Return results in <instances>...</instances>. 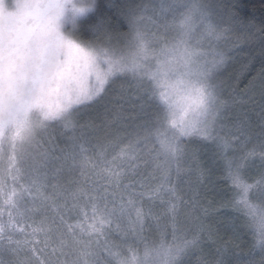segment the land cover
<instances>
[{
    "label": "snow or ice",
    "instance_id": "obj_1",
    "mask_svg": "<svg viewBox=\"0 0 264 264\" xmlns=\"http://www.w3.org/2000/svg\"><path fill=\"white\" fill-rule=\"evenodd\" d=\"M237 7L0 0V264H264V68L221 79Z\"/></svg>",
    "mask_w": 264,
    "mask_h": 264
},
{
    "label": "rangeland",
    "instance_id": "obj_2",
    "mask_svg": "<svg viewBox=\"0 0 264 264\" xmlns=\"http://www.w3.org/2000/svg\"><path fill=\"white\" fill-rule=\"evenodd\" d=\"M261 44L263 42L258 36L249 34L248 29L238 24L232 33L231 42L228 45L231 52V60L221 79L230 82L238 90L243 91L245 86L243 87L242 85L249 81L248 75L250 70L253 69L255 61L259 56L264 55L262 54L264 49L260 51L258 49ZM228 235L231 236V233H228ZM250 239V236L241 233V240L235 241V243L239 244L240 249L246 253Z\"/></svg>",
    "mask_w": 264,
    "mask_h": 264
},
{
    "label": "trees",
    "instance_id": "obj_3",
    "mask_svg": "<svg viewBox=\"0 0 264 264\" xmlns=\"http://www.w3.org/2000/svg\"><path fill=\"white\" fill-rule=\"evenodd\" d=\"M217 2L223 3L225 5L236 3L238 5L236 11L241 18V20L244 22L240 24L241 26L248 29L249 34L258 36L259 39L263 42L259 46V51L264 49V33L259 31L261 27H264V0H217ZM93 15L92 13L87 14L85 17H82L81 19L84 21L88 20V17ZM251 21L254 26H249L248 22ZM126 31V29H122ZM264 54V53H262ZM261 68H264V55L259 56L257 60L254 63V67L249 72V78L250 80L253 75L256 74L257 71H260ZM247 83L243 84L242 86H246ZM223 188V185L220 186V189ZM220 189H218V194H216L212 198L223 199V194L220 192Z\"/></svg>",
    "mask_w": 264,
    "mask_h": 264
}]
</instances>
